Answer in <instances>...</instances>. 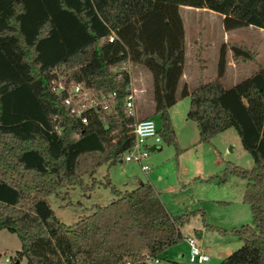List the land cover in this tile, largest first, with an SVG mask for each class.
Here are the masks:
<instances>
[{
    "label": "trees",
    "instance_id": "obj_1",
    "mask_svg": "<svg viewBox=\"0 0 264 264\" xmlns=\"http://www.w3.org/2000/svg\"><path fill=\"white\" fill-rule=\"evenodd\" d=\"M180 6L218 13L224 31L264 30V0H0V229L14 233L20 245L7 264L22 258L26 264L161 262L197 211L204 228L242 242L218 264H264V66L226 89L227 50L236 64L254 62L257 50L223 43L217 74L206 79L199 46L196 85L188 89L182 83L177 93L184 62ZM125 59L150 74L159 134L176 153L181 149L168 109L178 97H188L185 116L194 122L199 143L229 128L236 131L252 167L225 162L221 175L205 180L225 182L228 174L244 180L243 202L252 224L226 230L206 223L200 209L171 214L148 180L129 191L115 189L107 175L104 182L83 181L96 167L119 163L129 146L132 119L123 108L129 76L114 70ZM55 73L92 95L115 92L113 107L86 108L81 123L62 103V94L51 91ZM96 184L109 187L114 198L91 205L71 224L54 215L47 196Z\"/></svg>",
    "mask_w": 264,
    "mask_h": 264
},
{
    "label": "rangeland",
    "instance_id": "obj_2",
    "mask_svg": "<svg viewBox=\"0 0 264 264\" xmlns=\"http://www.w3.org/2000/svg\"><path fill=\"white\" fill-rule=\"evenodd\" d=\"M179 15L184 29V74L188 89L195 87L197 78V63L195 51L201 47V58L204 60L203 75L206 79L216 76L217 61L220 46L223 43L235 41L257 50L254 62L241 63L227 68L229 50L226 52V71L222 77L223 86L227 89L253 74L259 67L264 66V30L245 26L231 31H224L222 17L205 9L187 8L180 6ZM130 77L132 85L141 89L135 100L138 118L148 117L159 127L160 119L152 112L150 74L140 65L131 64ZM182 83L177 87V93ZM188 107V97H178L168 109V118L175 131L176 143L181 149L178 153L172 145L162 142L159 149L149 152L145 162L149 171L142 173L133 163L119 162L107 168L105 164L93 169L83 177L87 184L94 178L104 182L107 175L109 182L120 191L133 189L138 181L149 179L159 193L165 207L171 214L186 213L199 209L203 212L204 221L217 223L219 227L230 226L232 222L252 224L249 206L243 202L245 181L228 174L225 182L217 178L200 179L203 172L221 175L225 162H231L243 168H251L253 161L243 148L240 138L233 128H229L210 138L208 143L197 141V130L194 122L185 116ZM211 176V175H210ZM213 196L228 200L227 204H213L200 201L197 198ZM114 198L109 187L96 184L93 188L82 190L77 186L62 188L57 195L47 196V202L54 215L64 224H71L88 213L91 205H105ZM183 237L191 236L198 241L210 244L206 249L208 261L202 264H218L221 259L237 250L242 242L237 236L222 234L203 227L199 212L188 216V220L179 229ZM196 231L202 236L197 237ZM214 244V245H213ZM209 246V245H208ZM216 246V247H212ZM19 241L14 233L0 229V264H7L4 257L9 259L19 250ZM187 247L183 239L167 248L162 256L166 258L163 264L170 261L188 264L186 260ZM19 264H26L22 258Z\"/></svg>",
    "mask_w": 264,
    "mask_h": 264
},
{
    "label": "built area",
    "instance_id": "obj_3",
    "mask_svg": "<svg viewBox=\"0 0 264 264\" xmlns=\"http://www.w3.org/2000/svg\"><path fill=\"white\" fill-rule=\"evenodd\" d=\"M113 35H109L107 40L112 41ZM131 63L125 59L120 65L115 67V71L123 70L129 76L126 93L123 97V108L126 117L132 119L130 123L129 146L119 159V162H128L137 165L142 173L149 170V165L145 162L149 152L159 149L162 139L157 127L150 117L138 118L135 109V100L137 93L141 89L136 90L132 85L130 77ZM55 77L50 80V88L55 94H62V103L69 108L71 114L78 118L81 123H85V116L82 115L84 109H110L114 105L115 92H104L99 95H92L88 90L82 87L80 83H72L63 81L62 77L54 74ZM187 245L186 260L188 264H202L208 261L209 256L203 252L197 244L195 238L191 236L184 237ZM5 262L9 261L8 257H4ZM151 264H161L157 258L150 260Z\"/></svg>",
    "mask_w": 264,
    "mask_h": 264
},
{
    "label": "crops",
    "instance_id": "obj_4",
    "mask_svg": "<svg viewBox=\"0 0 264 264\" xmlns=\"http://www.w3.org/2000/svg\"><path fill=\"white\" fill-rule=\"evenodd\" d=\"M183 7H186V6H183ZM187 8H191V7H187ZM179 10V9H178ZM182 22V21H181ZM184 30V29H183ZM137 65V64H136ZM237 65H239V64H236V63H234V61L232 60V57H231V52H230V50H229V53H228V60H227V68L228 67H231V66H237ZM186 77H185V74H184V64H183V69H182V75H181V79H180V84L181 83H185V84H187V82H185L186 81ZM136 88V87H135ZM139 88H136V90H138ZM142 92V91H141ZM139 93V92H138ZM137 93V94H138ZM148 117H150V116H148ZM174 130V129H173ZM174 133H175V131H174ZM150 169V168H149ZM149 171V170H148ZM147 171V172H148ZM146 172V173H147ZM145 173V174H146ZM203 176H199L200 177V179H205L206 177H208V176H210V175H214V174H210V172H207V171H205V172H203V174H202ZM148 181H150L149 179H147ZM139 182H141V181H138V183ZM152 184V183H151ZM152 186H153V184H152ZM154 187V186H153ZM155 189V188H154ZM156 191V190H155ZM157 192V191H156ZM157 194H158V196H159V193L157 192ZM160 197V196H159ZM160 200H161V202L163 203V205H164V207H165V204H164V202H163V200L160 198ZM242 200H243V198H242ZM196 201H197V203H199L200 201H208V202H212L213 204H227L228 203V200H222V199H219V198H214L213 196H208V198H197L196 199ZM166 208V207H165ZM200 209V208H199ZM166 210H167V208H166ZM168 211V210H167ZM207 223V222H206ZM240 223H242V222H232V224H229L230 226H223L224 228L223 229H226V230H230L231 228H233V227H238V226H240V225H243V224H240ZM208 224H210V225H214V226H218V225H220V224H217V223H208ZM219 227V226H218ZM222 228V227H221ZM196 235V234H195ZM197 237H201L202 236V233H201V231H199V235H196ZM183 244L184 245H186V243H185V241H184V237H183ZM197 244L200 246V248L203 250V252H205L206 254H207V252H206V249H208L209 247H210V244H208V243H206L205 242V244H204V242H202V239H199L198 241H197ZM209 245V246H208ZM214 245V244H213ZM186 247H187V245H186ZM213 248L214 247H216V246H212ZM208 255V254H207ZM226 257V256H225ZM4 259V258H3ZM4 261V260H3ZM161 264H163V261H161ZM169 264H180V263H176V262H173V261H170L169 262Z\"/></svg>",
    "mask_w": 264,
    "mask_h": 264
}]
</instances>
